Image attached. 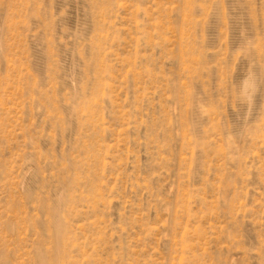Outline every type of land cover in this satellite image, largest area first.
Wrapping results in <instances>:
<instances>
[{
	"label": "rangeland",
	"instance_id": "rangeland-1",
	"mask_svg": "<svg viewBox=\"0 0 264 264\" xmlns=\"http://www.w3.org/2000/svg\"><path fill=\"white\" fill-rule=\"evenodd\" d=\"M0 264H264V0H0Z\"/></svg>",
	"mask_w": 264,
	"mask_h": 264
}]
</instances>
